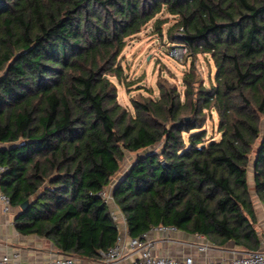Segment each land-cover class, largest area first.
<instances>
[{
    "label": "trees",
    "instance_id": "obj_1",
    "mask_svg": "<svg viewBox=\"0 0 264 264\" xmlns=\"http://www.w3.org/2000/svg\"><path fill=\"white\" fill-rule=\"evenodd\" d=\"M163 12L172 43L210 55L214 82L192 62L182 93L161 80L130 110L112 79L124 82L120 54L149 21L161 32ZM263 119L264 0H0V191L20 209L16 229L61 254L93 260L114 244L100 192L126 152L159 143L113 185L128 235L165 224L259 249L247 171L254 152L264 203Z\"/></svg>",
    "mask_w": 264,
    "mask_h": 264
},
{
    "label": "rangeland",
    "instance_id": "obj_2",
    "mask_svg": "<svg viewBox=\"0 0 264 264\" xmlns=\"http://www.w3.org/2000/svg\"><path fill=\"white\" fill-rule=\"evenodd\" d=\"M159 18H166V22L161 25V32L154 27V19L149 21L142 29L127 38L126 45L120 54V61L124 68V82L118 83L112 78L117 85V101L133 110L131 101L140 99L141 95H159L157 83L161 80H167L168 84H175L182 93L184 86L182 77L189 69L192 62L195 65L196 73L206 85L214 82L215 67L209 54L198 53L192 54L187 51L182 56H176L173 53L176 43L169 39L167 29L175 22V18L167 13H159ZM178 32V31H177ZM176 32V35H179ZM129 83V84H128ZM128 84V85H127ZM213 120L206 123L208 137L219 138L217 132V118L213 113ZM261 131H264V119L262 120ZM259 141H256V144ZM161 143L137 152H126L121 161L119 171L112 177L110 184L105 188V192H111L114 183L121 177L124 171L129 167L132 161L141 154L148 151L157 150ZM254 152L250 155L249 167L247 171V183L254 203L259 201L255 194L253 180V162ZM261 202V201H260Z\"/></svg>",
    "mask_w": 264,
    "mask_h": 264
},
{
    "label": "built area",
    "instance_id": "obj_3",
    "mask_svg": "<svg viewBox=\"0 0 264 264\" xmlns=\"http://www.w3.org/2000/svg\"><path fill=\"white\" fill-rule=\"evenodd\" d=\"M188 51L185 45H178L173 48L176 56H182ZM6 169V166L0 164V174ZM103 200L108 204L111 216L116 222L119 233L112 246L106 250L99 251L97 259L89 260L81 257L60 254L50 260L38 264H264V243L257 250L242 249L232 250L230 255L221 257L201 256L209 247L208 241L192 243L197 254L183 255H157L154 253V240L149 236L151 231H158L166 234H173L178 228L173 225L158 224L153 226L147 232L137 236H130L125 225V216L116 206L112 193L100 192ZM0 200L3 208L9 211L11 208L10 198L8 195L1 193ZM200 235V234H198ZM0 264H23L18 261L17 255L3 254L0 256Z\"/></svg>",
    "mask_w": 264,
    "mask_h": 264
},
{
    "label": "crops",
    "instance_id": "obj_4",
    "mask_svg": "<svg viewBox=\"0 0 264 264\" xmlns=\"http://www.w3.org/2000/svg\"><path fill=\"white\" fill-rule=\"evenodd\" d=\"M254 207L258 217L256 230L262 244L264 243V203L259 200L254 203ZM19 210L11 205L10 210L5 211L0 200V256L15 253L20 263L38 264L60 255L61 253L47 238L35 234L25 235L16 229L14 217ZM123 227L126 228L125 225ZM149 236L154 240V253L157 255L197 254L198 251L192 243L209 242L204 235L188 233L179 229L168 236L158 231H151ZM232 250L240 251L242 248L231 240L220 246L210 243L208 249L200 255L211 258L223 257L230 255Z\"/></svg>",
    "mask_w": 264,
    "mask_h": 264
},
{
    "label": "water",
    "instance_id": "obj_5",
    "mask_svg": "<svg viewBox=\"0 0 264 264\" xmlns=\"http://www.w3.org/2000/svg\"><path fill=\"white\" fill-rule=\"evenodd\" d=\"M27 202L28 201H24L21 203V205H20L21 210L25 211L27 209Z\"/></svg>",
    "mask_w": 264,
    "mask_h": 264
}]
</instances>
